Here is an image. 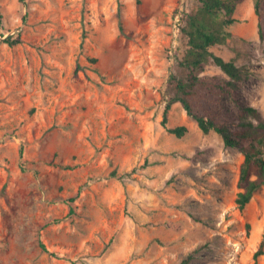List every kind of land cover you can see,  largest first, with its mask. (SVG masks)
I'll use <instances>...</instances> for the list:
<instances>
[{
    "label": "rangeland",
    "instance_id": "374dc122",
    "mask_svg": "<svg viewBox=\"0 0 264 264\" xmlns=\"http://www.w3.org/2000/svg\"><path fill=\"white\" fill-rule=\"evenodd\" d=\"M199 7L0 0V264H264V186L239 209L241 152L180 102L162 124ZM233 17L225 30L241 40L211 51L244 69L237 98L264 121L254 0Z\"/></svg>",
    "mask_w": 264,
    "mask_h": 264
},
{
    "label": "trees",
    "instance_id": "16d2710c",
    "mask_svg": "<svg viewBox=\"0 0 264 264\" xmlns=\"http://www.w3.org/2000/svg\"><path fill=\"white\" fill-rule=\"evenodd\" d=\"M242 0H199L197 11L185 18L183 32L187 37V49L179 62L180 72L169 79L168 99L162 124L168 120V112L174 103L180 102L188 116L192 117L199 129L208 134L217 133L228 148H237L243 155L239 171L236 203L240 210L251 201L254 194L264 186V121L258 110L241 104L237 98V82L245 77V71L233 60H225L211 51L216 44H224L228 38L238 39L225 30L234 22V12ZM263 0H254V10L261 29ZM0 15V24H1ZM122 30V24L119 22ZM14 44L17 40H6ZM95 61V60H93ZM214 64L221 75H203L208 64ZM230 97L233 109L225 107L223 100ZM185 126L168 128L176 137L186 133ZM115 174V172H113ZM264 237L255 253V258L263 253Z\"/></svg>",
    "mask_w": 264,
    "mask_h": 264
}]
</instances>
